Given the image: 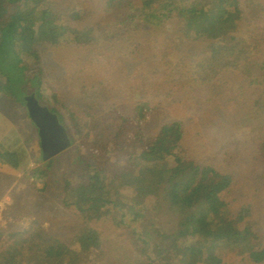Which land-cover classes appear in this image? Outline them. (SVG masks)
Here are the masks:
<instances>
[{
    "label": "trees",
    "instance_id": "1",
    "mask_svg": "<svg viewBox=\"0 0 264 264\" xmlns=\"http://www.w3.org/2000/svg\"><path fill=\"white\" fill-rule=\"evenodd\" d=\"M242 4L240 0L108 1L103 7L106 17L101 20L105 28L96 32L70 26V22L89 16L81 5L62 13L63 7L52 6L50 0H0V102L7 106L0 114V177H15V185L22 184L34 196L45 195L59 202L80 218L88 209L99 206L107 186L114 183L111 180L107 184V157L117 158L116 170L115 164L111 169L116 180L136 178L140 170L149 168L165 172L169 174V206L185 211V215L176 230L167 229L165 235L157 237L160 242L142 264H222L223 257L229 255L250 264H264L253 207L245 205L231 212L221 197L216 171L198 166L187 156L181 143V124H167L155 138L147 137L142 126L150 107L145 103L136 107L132 119L121 116L117 109L105 119L91 118L87 133L73 119L77 136L72 137L56 116L66 148L64 153L45 159L40 128L30 110L33 105L46 111L49 108L48 100L42 97V91L49 88L40 53L44 44L56 41L66 48L88 47L98 40L97 34L103 42L123 43L134 29L137 32L144 24L160 27L163 22L180 26L178 41H203L207 45L200 55L203 61L189 65L205 83L227 70L249 78L252 87L264 88V62H252L258 59L256 53L263 52L264 27L253 31L247 20L248 28L244 27ZM262 96L255 103L260 116L264 114V90ZM22 112L31 122L28 131H13V115ZM35 142L40 147L39 159L30 164L24 148ZM258 152L264 159V140H259ZM72 176L79 179V185H72ZM260 179L264 180V174ZM125 184V190L138 199L140 188ZM141 190L143 194L150 191L145 186ZM14 199L16 206L19 201ZM93 235L97 236L80 230L69 245H64L38 221L24 231L0 230V264H96L98 250Z\"/></svg>",
    "mask_w": 264,
    "mask_h": 264
},
{
    "label": "rangeland",
    "instance_id": "2",
    "mask_svg": "<svg viewBox=\"0 0 264 264\" xmlns=\"http://www.w3.org/2000/svg\"><path fill=\"white\" fill-rule=\"evenodd\" d=\"M50 1L54 7H63L62 13L81 5L89 16L70 22V26L96 32L105 28L101 21L106 17L104 4L116 2ZM240 2L244 27L248 28L247 20L253 31L262 30L264 0ZM179 27L171 22H163L160 27L144 24L123 43L103 42L97 34L98 40L88 47L66 48L56 41L44 44L40 53L49 88L42 91V97L48 100V111L58 116L72 137L77 136L73 119L87 133L91 118L105 119L112 109H117L121 116L132 119L136 107L145 103L150 107L147 122L142 126L147 137L155 138L167 124H181V143L187 156L198 166L216 171L221 197L231 212L234 214L245 205L253 207L259 246L264 248V180L260 179L264 159L258 152L259 140H264V114H256L255 107L264 88L252 87L249 78L227 70L205 83L189 65L203 61L200 55L207 45L203 41H178ZM261 51L256 53L258 59L253 63L262 65L264 47ZM6 109L1 101L0 114ZM13 116L16 119L11 122V129L28 131L31 122L26 114ZM24 149L28 163L39 159L38 142ZM116 159L107 157L105 164L106 172L110 171L107 184L111 180L114 183L107 186L99 206L88 209L82 218L73 216L45 195L34 196L26 186L15 185V177H0V230L24 231L38 221L52 236L61 238L64 245L85 230L97 234L93 235L98 250L96 264H142L160 242L157 237L165 235L167 229L176 230L185 211L169 206V174L149 168L140 170L136 178L116 180L111 170L113 164L116 170ZM71 181L72 185H79L77 177L72 176ZM126 182L140 188L138 199L125 190ZM144 186L150 189L148 193L143 194ZM14 198L19 201L16 206ZM243 259L229 255L223 257L222 264H250Z\"/></svg>",
    "mask_w": 264,
    "mask_h": 264
},
{
    "label": "flooded vegetation",
    "instance_id": "3",
    "mask_svg": "<svg viewBox=\"0 0 264 264\" xmlns=\"http://www.w3.org/2000/svg\"><path fill=\"white\" fill-rule=\"evenodd\" d=\"M30 110L32 112V117L35 118V120L41 126L40 128L42 129V135L44 138L43 146L45 147V152L51 154L52 152L57 150L60 147V145L65 143V139L63 138V133L54 124V122L51 119V115H47L43 111H40L41 109L40 110L37 109L35 105L31 106Z\"/></svg>",
    "mask_w": 264,
    "mask_h": 264
},
{
    "label": "water",
    "instance_id": "4",
    "mask_svg": "<svg viewBox=\"0 0 264 264\" xmlns=\"http://www.w3.org/2000/svg\"><path fill=\"white\" fill-rule=\"evenodd\" d=\"M36 108L39 109L37 106H36ZM40 111H43L47 115H51V114H49L48 111H44V110H40ZM31 117H32V113H31ZM51 119L54 122V124L59 128V130L62 131V129L58 126L57 119L54 116H52V115H51ZM32 120L34 121V123L36 124L37 127H39V128L41 127L40 124L35 120V118H33ZM40 136L42 137V142H43L44 138H43V135H42V129L41 128H40ZM65 146H66V142L63 143L62 145H60V147L57 150H55L54 152H52L51 154H48L47 152H45V147L43 146L44 158L46 159V158H49V157L57 154L58 152L62 151Z\"/></svg>",
    "mask_w": 264,
    "mask_h": 264
}]
</instances>
